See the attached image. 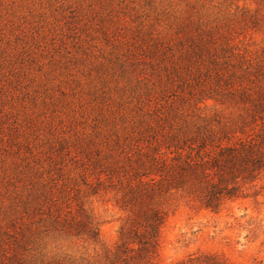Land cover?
<instances>
[{
	"label": "rangeland",
	"instance_id": "obj_1",
	"mask_svg": "<svg viewBox=\"0 0 264 264\" xmlns=\"http://www.w3.org/2000/svg\"><path fill=\"white\" fill-rule=\"evenodd\" d=\"M187 22L264 48V0H0V264H107L125 213L111 194L85 192L71 168L83 138L128 113L130 64L145 45L175 40ZM55 183L76 189L99 243L51 230L43 196L32 215L29 195ZM250 193L217 213L170 197L158 264L202 253L264 264V181Z\"/></svg>",
	"mask_w": 264,
	"mask_h": 264
},
{
	"label": "trees",
	"instance_id": "obj_2",
	"mask_svg": "<svg viewBox=\"0 0 264 264\" xmlns=\"http://www.w3.org/2000/svg\"><path fill=\"white\" fill-rule=\"evenodd\" d=\"M223 28L187 22L175 40L146 44L130 64L128 113L118 111L110 128L99 127L79 146L83 157L71 171L85 192L111 194L125 213L113 249L103 252L107 264H158L170 197L217 213L264 181V48L250 49ZM42 185L29 195L32 215L43 196L51 230L99 243L98 224L76 189ZM177 264L235 263L202 253Z\"/></svg>",
	"mask_w": 264,
	"mask_h": 264
},
{
	"label": "clouds",
	"instance_id": "obj_3",
	"mask_svg": "<svg viewBox=\"0 0 264 264\" xmlns=\"http://www.w3.org/2000/svg\"><path fill=\"white\" fill-rule=\"evenodd\" d=\"M97 252H98V250H97Z\"/></svg>",
	"mask_w": 264,
	"mask_h": 264
}]
</instances>
